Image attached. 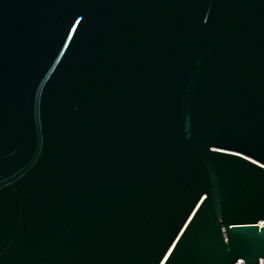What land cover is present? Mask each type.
Listing matches in <instances>:
<instances>
[{
    "label": "water",
    "instance_id": "1",
    "mask_svg": "<svg viewBox=\"0 0 264 264\" xmlns=\"http://www.w3.org/2000/svg\"><path fill=\"white\" fill-rule=\"evenodd\" d=\"M261 259L264 0H0V264Z\"/></svg>",
    "mask_w": 264,
    "mask_h": 264
},
{
    "label": "built area",
    "instance_id": "2",
    "mask_svg": "<svg viewBox=\"0 0 264 264\" xmlns=\"http://www.w3.org/2000/svg\"><path fill=\"white\" fill-rule=\"evenodd\" d=\"M263 225V224H260ZM236 264H244L242 260H239ZM260 264H264V259H261Z\"/></svg>",
    "mask_w": 264,
    "mask_h": 264
}]
</instances>
